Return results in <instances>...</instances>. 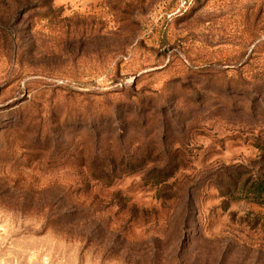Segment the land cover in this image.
Instances as JSON below:
<instances>
[{"label":"rangeland","instance_id":"obj_1","mask_svg":"<svg viewBox=\"0 0 264 264\" xmlns=\"http://www.w3.org/2000/svg\"><path fill=\"white\" fill-rule=\"evenodd\" d=\"M47 4L0 41V264H264L218 189L263 148L264 0Z\"/></svg>","mask_w":264,"mask_h":264},{"label":"trees","instance_id":"obj_2","mask_svg":"<svg viewBox=\"0 0 264 264\" xmlns=\"http://www.w3.org/2000/svg\"><path fill=\"white\" fill-rule=\"evenodd\" d=\"M49 0H0V7L3 8V12L0 13V41L8 42L16 38L15 26L18 23L19 17L28 10H34L35 8L44 7L46 10L51 11V7L47 4ZM12 37V38H11ZM263 148L259 154V160L255 163L252 169H245L244 172H237L234 176H239V180H233L230 174H228L229 181L222 179L219 185V191L224 193V187H230L231 185H240L247 190V199L258 202L260 205H264V141L261 142ZM97 155H94L96 160ZM88 165V164H86ZM92 173L87 174L89 180H96L101 177V173L98 170L93 172L95 168H91ZM90 170V171H91ZM98 171V173H96ZM240 181V182H239Z\"/></svg>","mask_w":264,"mask_h":264}]
</instances>
